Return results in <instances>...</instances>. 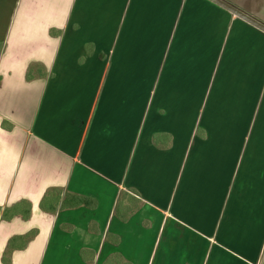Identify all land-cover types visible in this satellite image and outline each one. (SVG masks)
Wrapping results in <instances>:
<instances>
[{
	"label": "crops",
	"instance_id": "crops-1",
	"mask_svg": "<svg viewBox=\"0 0 264 264\" xmlns=\"http://www.w3.org/2000/svg\"><path fill=\"white\" fill-rule=\"evenodd\" d=\"M30 232L9 264L261 263L264 33L211 0H0V264Z\"/></svg>",
	"mask_w": 264,
	"mask_h": 264
},
{
	"label": "trees",
	"instance_id": "trees-1",
	"mask_svg": "<svg viewBox=\"0 0 264 264\" xmlns=\"http://www.w3.org/2000/svg\"><path fill=\"white\" fill-rule=\"evenodd\" d=\"M29 74L27 75V78L29 79ZM161 136H164V138H167L168 136L165 134H155L153 135V142L155 145H160V141L163 140V138L160 139ZM169 138V137H168ZM168 144V141L166 144H163L162 146H166ZM53 199V194L51 192H48L46 194V197L41 201L40 208L46 211H53L55 209L54 204L50 203L49 206H46L47 203H49ZM79 205H86L90 207H94L95 202L92 200H88L83 197L74 196L71 195L69 199L62 204V207H76ZM30 215V204L27 201H20L19 203L11 206L6 207L1 213L2 220H10L14 216H20L23 220H26ZM35 232H30L24 236L14 237L11 238L8 242V245L6 247V251L3 254L2 257V263L3 264H9L8 256L10 255V252L17 249H23L27 243V241L34 236Z\"/></svg>",
	"mask_w": 264,
	"mask_h": 264
},
{
	"label": "water",
	"instance_id": "water-1",
	"mask_svg": "<svg viewBox=\"0 0 264 264\" xmlns=\"http://www.w3.org/2000/svg\"><path fill=\"white\" fill-rule=\"evenodd\" d=\"M218 6L222 7L232 15L236 16L237 18L245 21L246 23L250 24L251 26L255 27L256 29L262 31L264 33V24L260 23L259 21L253 19L252 17L248 16L247 14L241 12L240 10L236 9L232 5L226 3L223 0H211Z\"/></svg>",
	"mask_w": 264,
	"mask_h": 264
},
{
	"label": "rangeland",
	"instance_id": "rangeland-1",
	"mask_svg": "<svg viewBox=\"0 0 264 264\" xmlns=\"http://www.w3.org/2000/svg\"><path fill=\"white\" fill-rule=\"evenodd\" d=\"M259 264H264V259L261 261V263H259Z\"/></svg>",
	"mask_w": 264,
	"mask_h": 264
}]
</instances>
